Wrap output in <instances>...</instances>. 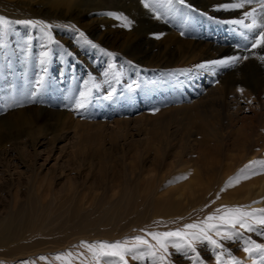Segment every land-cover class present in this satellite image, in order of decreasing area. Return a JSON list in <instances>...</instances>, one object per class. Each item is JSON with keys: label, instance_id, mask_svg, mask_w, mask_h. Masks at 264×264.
<instances>
[{"label": "bare ground", "instance_id": "1", "mask_svg": "<svg viewBox=\"0 0 264 264\" xmlns=\"http://www.w3.org/2000/svg\"><path fill=\"white\" fill-rule=\"evenodd\" d=\"M83 1L84 0H0V6L6 8H19L27 12L36 13L39 15L40 21L49 22L50 24L54 21L65 22L61 19H68L70 21H73L74 24L75 22L80 24L82 23L83 27H89L92 33L100 36L105 44L114 41L116 42V40L121 39L122 50L129 49L135 57L134 62L138 65L142 66L143 62H149V60L147 59H150L151 61L149 62V64H151L153 61V63L156 62L160 67L163 68L159 70V72L157 68L148 70L149 67L148 69H145L143 71H134L132 70L135 65L134 62L119 60L120 58L114 59L110 56H105L106 60L98 62L92 61L88 56L85 64H80V66H78L77 76L83 78V81H86L88 75L93 71L99 72L101 69L107 71L101 72V75L97 79L98 87L93 91H91L90 84L87 82H81L77 85L76 88H78V92L80 91V93H89L84 108H77L76 106L77 100L81 98L80 94L78 99H75V102L71 100L70 102H68L69 100L67 101L68 103H72L69 105V107L56 108L55 105L52 106L55 108L54 111L58 112V116H56L59 123L55 125L63 123L64 131L51 136L48 134H44L41 135V137L33 139L30 142L31 149L33 150V154H35L36 157L40 156V154H42L43 152L45 153V155L43 154L44 163L41 164V167H44L46 172L43 173L41 169L38 170L37 168H34L32 170L33 179H35V181L39 184L46 183V181H48L46 188L44 187V193L41 198L43 200L47 199L48 202L50 201V209H52V211H48H51V213H53L54 209L51 207H53L54 204L58 201L56 188H58L60 182L52 181L51 178L55 175L51 173H56L58 171L59 175H57V177L55 176L57 179H60L66 173L65 170H62L64 169V167H60L62 169L59 168V166L61 165L60 160L62 159L63 155H69L70 157L76 156L78 158L81 157L82 159L89 158L91 159L89 164L90 170L94 172L99 169L100 172L101 170H103V173H99V180H85L78 185L73 180H71V178H69V180L65 182L66 189L75 194V196L71 199L73 200V202L77 201V204H74L76 206L73 205L72 209L70 208L71 213L66 214L68 216L70 215L69 217L67 216L68 218L66 217L67 221L64 216L65 213L59 212V214H57L58 209L55 208L56 206L54 208L57 212L54 211L56 213H54V215H51V213L49 212H45L47 214H45V216L42 215L43 212L42 214L37 213L33 214V216L30 215V219L27 223L26 229L24 231L22 230V232L20 233H16L11 229L12 227L10 226L8 218L0 220L1 255H11L15 252V255L19 253L20 256L22 254L32 258L35 255L39 254H53L55 252H58V250L67 251V249H69L68 246L71 247L72 245L74 246L75 244H79L86 240L92 242L94 238L101 239L103 237H107V242H110L108 238L113 239L114 237H118L119 235L117 239L118 241L121 237L120 235H125L129 232L133 233L135 231V229L133 228L136 227V225L134 223L135 220H132L131 217H128V219H131V222H119L113 220L112 217V219L109 218L110 216L108 217V215H110L109 213H111L113 210H115L113 212L114 214L118 213L117 209L120 208V203L118 202V205L117 200L114 199V196L117 194L118 197L116 199H119V197L121 199L129 198V203H132L135 197L138 203L140 201L139 199L141 198L143 201L148 199L154 204L163 202L164 205L167 201H169L170 203H177L178 201L182 203L184 201L187 204L185 210H187V212H190V210L194 208L196 204H198V206L200 205L198 202L203 198L202 194L206 193L205 190L207 189L204 188L205 192L202 190L203 193L200 194V190L197 189V187L198 185L207 184V182L202 181V179H207V176L210 172L208 169H206L205 173L200 171H189V173L188 171L184 170L183 167L181 169L182 171H180L181 167L179 168V170H177L178 166H181V163H187L186 165H189L190 161L185 159L184 150L189 151L188 147L193 146V144L191 140L188 141V139H190L188 136L183 139L184 144L186 145L184 146V149L178 151L172 148L173 138L171 137V134L173 133V127L175 125L174 119L176 115H185L187 117L190 129H194V127H197V133L195 134H197V136L200 134L202 135V137L204 136L203 141L206 143V146H208L207 144L210 142V139L208 138L209 136H212L215 140L220 141H222L219 138L224 135L223 132L229 133L228 135H230V137L235 136V134H232L234 130V123L237 124V122L241 119L240 114L248 113V111H251L255 106L253 101H255L256 99L253 100V98L255 93L258 92L259 87L261 86L259 82L260 80H252L246 75L242 76V78H232L227 82L225 81L228 86L225 90H222L219 87V84L215 83L216 81H213L214 77L216 79L218 74L224 73V71L227 69H230V71H227L229 73H231L232 71H236L234 73L239 74L244 65L243 60L240 59L237 63L230 65H218L211 62L226 59L232 56L242 57L245 55L248 57V59H258L260 56L264 55V48L251 49L249 47H246L247 49H232L235 45L239 44L240 39L246 40V43L248 44L250 43L251 38L249 37L248 29H245L244 27L242 29H237V26L232 27V25L229 24L230 21L235 19H244L245 23H250L251 18H245L243 16V12L245 10L250 11L253 7H255L257 8V13H259L257 0H253L252 4H246L245 8L243 9L232 10H222L218 7L221 4L229 2V0H186L185 5L179 4L178 0H172L171 3H169V0H160V2H158V6L161 14L156 13L153 10L147 11V7H145V0H130V3L128 2V4L126 3V1L125 3L127 5L125 3V6L115 5L110 8V12L105 11L107 13H96L95 11H93L94 9L98 10V7L94 8L93 10L84 9L82 8ZM188 3H190L191 8L188 7ZM201 9L215 16H220L223 14V19H229L228 24L231 25L230 29H227L224 26L225 24L213 26L212 29H214V34L212 35V37H214L212 40H210L209 37H207L205 34L199 37L194 34L186 33V29L189 28V23L194 20L192 16L196 17L198 16V14H200V12L203 13ZM95 13L96 15H99L97 16V18L102 21H100L99 24H97V22L91 23L90 20L88 21V19L93 18ZM85 21H88V23L84 24L83 22ZM225 22H227V20H225ZM30 36H27L28 42L31 41ZM22 47L25 50V53L14 56L15 60L10 59L7 53L0 56V84H3L2 82L4 71H12L11 80L9 81L10 89L5 94H2L1 97L3 99L17 98L18 100L22 97L30 98L32 91L31 84L37 83L38 81L42 80L43 74H40L38 76H35L36 74H24L30 67H33L35 61L33 59L34 54L32 43H24L22 44ZM199 48L200 50H202L201 52H197V49ZM129 50H127V52ZM255 56H257L258 58H256ZM180 60H184L185 63L187 62V66L180 67L181 70L187 68L192 62H195L196 66L195 68H192V71L189 70L190 68L187 69L186 71H190L189 73H184V71L177 72L175 67L176 63ZM122 62H125V67H121L117 71L110 68L112 66L110 64H114V66H116V64ZM70 63L71 62H69L68 60H63L59 63V65H61V68L59 69V71H56V73L53 74V79L55 81H60L73 75L71 73V71L73 70V66L71 67V70H69ZM199 65L205 66L198 67ZM262 79L264 80V78ZM218 80L219 79L217 78V81ZM57 84L58 85L56 87L60 88V82ZM238 84H244V86L247 87H235ZM25 88H28L29 90L27 92H24ZM218 88H220V90ZM109 93H111V99H108ZM40 103L42 105V111H46V106H48V104H46L45 102L44 104L42 100L40 101ZM210 103L212 105H210ZM258 106L264 109V101L261 102ZM216 107L217 109L219 107L218 111L220 110V113L218 114V117H221L220 120L223 122L222 124L217 120V116V118H215L214 120V117L211 114L213 117L212 121L210 120L211 118H208L209 114H206V112H208L210 108L215 111L214 109H216ZM68 110H75L77 115L80 117L77 120L76 118L74 119V121L72 120V124L66 121L65 114ZM137 122H141L144 128L142 129L137 127L138 136L136 140L139 142L145 140L146 149L138 154L135 159L143 161L146 158H152L153 164L168 162V164H166V169L162 170V172L160 171L158 173L157 170L155 171L157 173L153 174L151 173L152 170H144L143 166L140 165L142 161L137 165L131 166L130 169L129 167L128 169L125 167L122 169L120 168L121 170H119V172L118 170L117 172H114L115 170L111 168L112 163H109V159H107L106 156H110L111 159L112 148L120 146L123 147V145L130 143L129 137L127 136V134H129V126L131 125V123ZM108 125H113V127L117 128L114 129L111 134L109 133L110 136L108 137V139L110 138L111 141L109 145H106L107 137L103 128ZM119 127L121 130H124V137L122 141L117 140L118 136L116 135V131ZM178 127L179 126L177 125L174 128L177 129ZM91 129H96V133L89 134L91 132ZM192 129L190 137L194 136V130ZM263 131L264 124H262V127L259 128V131L254 130L250 135H246L245 137L237 138V136H239L237 134V136L234 137L233 143L227 146L230 148H225L227 152H223L222 150L218 149L211 150L209 148L207 149L206 147L205 149L203 147L202 151H199L198 155L200 157H204V165L213 164L216 165V169L223 168L225 172L222 173V175L224 174L225 178L223 177L221 180L217 181L220 182V185L216 188H218L217 190H222L224 189V187H226L227 191L229 188V192L228 194L224 195L226 191L224 192L223 190L224 196H219L216 204L217 207L222 208L223 206L220 205L229 203L223 202L224 200H232L233 202H230L234 206L246 205V208L248 207V209L264 208V170H262L264 169V165L260 163L264 162ZM195 140H197V138ZM9 141L11 140L9 139ZM25 141H17L14 143L11 142L10 144L8 143L6 147L4 146L5 148L0 147V156L8 159L9 156L14 155V152L19 151L18 153H20V149H22L21 145H24ZM202 143L203 142L199 143V147ZM58 146L60 150L58 154H56ZM235 146H239V148H234ZM67 147H70L71 149H69L66 153L65 151L67 150ZM260 148H262L263 150L261 151ZM233 151H237V153H234V155L233 153H231ZM52 160L54 162L50 165ZM72 160L74 161V159ZM45 163H47L46 166ZM132 163L134 164V162ZM82 165L83 164L75 169L78 175L83 174L82 167L85 166ZM110 171H113L111 175ZM234 171L236 175L231 178L228 174L230 172L234 173ZM254 172L256 173L255 175H253ZM245 175H247L249 178L244 179ZM129 176L135 177L137 180L148 179V182L141 188V190L137 188L136 191H129L128 189H126L127 184L125 185V183L127 182L126 180L129 179ZM67 177L70 176L67 175ZM223 179L225 180V182H222ZM120 186L123 187H121L120 189ZM208 189L212 190V188L210 187ZM108 192H112V200L107 201L105 207L110 206L113 210H109L101 216V213L99 215L93 214L95 213L93 211L95 205H97V203H100V200L105 199ZM205 197L203 198V200L205 201H208V199L210 198L208 196V198L205 199ZM18 201L19 197L18 194H16V196L14 197L15 206ZM71 202L72 201L70 200V204ZM210 202H214V199L212 201L210 200ZM49 203L44 208L48 207ZM212 205L213 204H211L208 208H210ZM67 206L68 203H66V208L69 207ZM181 206L182 205H180V207ZM224 206L228 207V205ZM195 207L197 208V206ZM200 207L201 206H199V208ZM202 209L200 208L199 210L202 211ZM68 210L69 208L67 209V211ZM196 211L198 210H195V213ZM221 211L222 213H224L223 211L225 210ZM123 213L124 210L120 215H118L120 218L117 217V215L116 218L120 220L121 215L123 216ZM170 213L171 212L169 210L168 214L170 215ZM190 214L191 213H185V215H182L180 218H178V216H170L172 218V221L175 219H180L181 221L184 217H186V220L189 222L188 219L191 220V218L188 217L187 219V216ZM197 214L198 213H196V216ZM165 216L166 215L159 214L153 215L155 219L164 218ZM133 217H135L137 220L138 216ZM63 218L65 221L63 220ZM196 219L197 218H195L194 220ZM14 220L16 219L14 218ZM197 220L199 221V219ZM113 221H116L118 223H116V227H114L115 225L112 224ZM187 221L184 223L186 224ZM24 222L21 223H23V225L25 226L26 222ZM60 223L63 225L65 223V227H63L62 225L60 226ZM173 224L177 225L175 223ZM173 224L172 228H174ZM56 227H59L60 231H56ZM177 227L175 228L177 229ZM137 231L134 232V235H137L149 241V236L151 235H144L138 233ZM143 231L144 230L139 232ZM149 231L150 229H148V232ZM226 231L227 230H225L224 232ZM57 232L58 235H56ZM135 238L131 240L135 241ZM142 247L144 248V252L151 251L148 245H137V248ZM210 247L214 248V246ZM73 248L75 249V247ZM86 252L87 251H85V254ZM74 253L75 250L72 253L68 250L65 257L61 256L62 253H60V256L67 260L65 264H84L85 261L82 258L83 254L81 253L82 255H78L79 253ZM130 253H134V251ZM138 254L140 253L137 251V255ZM55 257L57 258V255ZM256 257L258 258V254L254 252L249 257V259L245 261L246 264H264V257L263 259L258 260L256 259ZM56 258L53 257V259H51L50 257L52 261ZM95 259L93 260V263L97 264L98 262H96ZM59 260H61V258ZM102 260L99 261L101 262ZM157 260L161 262L160 258ZM59 262L57 258L53 261V264ZM197 262H195L194 264H205L203 262ZM100 264H102V262ZM210 264H226V262L221 260L218 263L212 262Z\"/></svg>", "mask_w": 264, "mask_h": 264}, {"label": "rangeland", "instance_id": "2", "mask_svg": "<svg viewBox=\"0 0 264 264\" xmlns=\"http://www.w3.org/2000/svg\"><path fill=\"white\" fill-rule=\"evenodd\" d=\"M136 1H140V0H136ZM145 1L151 5L150 7H147V9H146L147 11L153 10L154 12L161 14L159 6H158V2H160V0H151V1L145 0ZM125 2L128 4V2L130 3V0H84L83 1L84 6L82 5V8L93 10L94 8L98 7L99 8V9L97 8L98 10L94 9L93 11H95L96 13H107L105 11L110 12V8L115 6V5H118V6L124 5L125 6V4H126ZM188 4L190 5V3H188ZM86 7H88V8H86ZM202 12L203 13L200 12V14H198V16H196V17L192 16V18L194 20L189 23V25H188L189 28L186 29V33L194 34V35H197L199 37H201L205 34L207 37H209L210 40H212L214 37V36L212 37V35L214 34L213 33L214 29H212L213 26H219L220 24H225L224 26L227 29H230L231 25H232V27L237 26V29L243 28L242 25L229 23L228 22L229 19H223L224 18L223 14L220 16H215V15L208 13L206 11H203V10H202ZM96 13L93 16V18L88 19V21L90 20L91 23L97 22V24H99L101 20L99 18H97V16H99V15H96ZM8 15H10V16H8ZM0 17L5 18V20L7 21V24L5 26H0V56H2L3 54L5 55V53H7L9 55L10 59L15 60L14 56L21 55V54L25 53V50L23 49L22 44L32 43L33 54H34L33 59H34L35 63L33 65V67L32 68L30 67L31 69L29 68L27 70V72L24 74H33V75L36 74L35 76L43 74L42 80L38 81L37 83L31 84L32 91H31V97L30 98L29 97H22V98L17 100V98L3 99L1 97L2 94H5L10 89L9 81L11 80L12 71H4L5 76L3 75V82H2L3 84H0V87H1L0 88V142H1L0 147L5 148L8 145V143L10 144L11 142L14 143L17 141H25L26 140L25 141L26 144L23 142L24 145H21L22 149H20V153H18L19 151L14 152V155L9 156L8 159L0 156V220L8 218V221L10 222V226L12 227L11 229L13 231H15L16 233H18V232L20 233V232H22V230L24 231L26 229L27 223L30 219V215L33 216V214H37V213L42 214V212H43L42 215L45 216L46 213H48V212L51 213V211H52V209H50V204H51V203H49L50 201L48 202L47 199L43 200L41 198V196L44 193V187L46 188L48 181H46V183H42V184L37 183L35 181V179H33V171H32L34 168H37L38 170L41 169V171H43V173L46 172L45 168L41 167V164L44 163L45 153L43 152L42 154H40V156L36 157L35 154H33L34 152L31 149L30 142L33 139L41 137V135H44V134H48L51 136V135L59 134V133L63 132L64 131L63 130V123H60L59 125H55V124L59 123L57 120L58 112H55L54 111L55 108L52 106L55 105L56 108H58V107L59 108L69 107V105L72 103H68V102H70V100L75 102L79 97L80 91L78 92V90H77L78 88H76L79 83H81V82L82 83L83 82L89 83L90 87H91V91H93L95 88L98 87L97 79L101 75V72L107 71L104 69H101L99 72L93 71L92 73H90L88 75V78L86 79V81H83V78H80L77 76L78 75L77 74L78 73V66H80V64L84 65L88 56L94 62L106 60L105 56H110L111 58H114V59L120 58L119 60H124V61L127 60L128 62H134L135 57L133 56V54L130 52L129 49L122 50V47H121L122 46V40L120 38H118L120 40H116V42L114 41V42H110L108 44H105V42H103V40L100 36H97L94 33H92L88 26H87L88 28L83 27L82 23L80 24V23L75 22V24H74L73 21H70L68 19H61L65 22H55L54 21L53 23L50 24L49 22L40 21L39 15L36 13L27 12V11H24V10L19 9V8H6L3 6L2 7L0 6ZM219 17H221V18H219ZM221 19H223V20H221ZM84 20H86V19H84ZM225 20H227V22H225ZM21 21H33L34 23L26 24V23H21ZM88 21L87 22L85 21L83 23L87 24ZM228 23L231 25H229ZM81 27H83V28H81ZM81 34H83V35H81ZM27 36L31 37L30 42L27 41ZM249 37L251 38L250 43L247 44L246 40L240 39L239 44L235 45L232 49L235 50V49H241V48H246V47L251 48V41L253 39V32L249 31ZM127 50H129V51L127 52ZM201 51L202 50H200V48L197 49V52H201ZM244 56L241 57V60H243L244 65H243V68L239 74L234 73L236 71H232L231 73H229L227 71H230V69H227L224 71V73L218 74L216 79L213 76L214 77L213 81L214 82L216 81L215 83L219 84V87L222 90L227 89L228 86H227L226 82L228 80H231L232 78H237V77L242 78V76L246 75L248 78H250L252 80H255V81L260 80L259 82H260L261 86L259 87L258 92L255 93L254 98H253V100L256 99L255 101H257V102L253 101V103L255 104L253 109L251 111H248V113L240 114L241 119L237 122V124L234 123V126H233L234 130H233L232 134H235V136L230 137V135H228L229 133L223 132L224 135L219 138L222 141L215 140L214 137L209 136L208 138L210 139V142L208 141L209 142L207 144L208 146H206V143L203 141L204 136L202 137L201 134L197 136V134H195V133H197L196 132L197 127H194V129L191 128L192 130H194V136L190 137V134L192 133V131L190 129L187 117L185 115L177 114L175 119H174V123H175L174 127H176L177 125L179 127L177 129H175L173 127V133L171 134V137L173 138L172 148L175 150H178V151L184 149V146H186V145L184 144L183 139L188 137V136L190 138V139H188V141L191 140L192 144H193V146L188 147L189 151L184 150L185 151V159L190 161L189 165H186L187 163H185V164L181 163L180 164L181 166H178L177 170H179V168L181 167L180 171H182L181 169L183 167V169L188 171V172L189 171H194V172L200 171V172L205 173L206 169H208L210 172L209 175L207 176L208 177L207 179H205V178L202 179V181L207 182V184L198 185V187H197V189L200 190L199 191L200 194L203 193V191L205 190L204 188L207 189L205 191H206V193L208 192L207 195L209 197L214 194L212 197H210L212 199H210V198L208 199L209 202L207 200L206 201L203 200V198L205 196H206L205 199L208 198L206 193L202 194L203 198L198 202L200 204L199 206H201L200 208L201 209L203 208L202 211L199 210L200 208H199L198 204H196L195 206H197V208L194 206V208H192L191 210L189 209L190 212H187V210H185V208L187 207V204L184 201L182 203H180V201H178L179 204H178V202L177 203L176 202L170 203L169 201H167L165 204L166 206H165L163 202L158 203V204H154L151 201H149L148 199L143 201L141 198V199H139L140 200L139 203L141 204L140 205L136 201V197H135V193H134L135 198L133 199L132 203H129V198H124V199L122 198L121 199L119 197V199H116L118 197V194L114 196V199L117 200V204L119 205V203H120V205H119L120 208H118V209L116 208L117 212L119 213V211H120V213L118 214L115 212L116 214H114L113 212L115 210H113L112 207H110V206L105 207L106 202L112 200V198H111L112 192H108V194L106 195V198L103 200H100L99 201L100 203H97V205H95L94 210H93L95 213H93V214L99 215L101 213L100 214V216H101L102 214L104 215L109 210H113L111 213H109L110 214V215H108V217L110 216L109 218L112 217L113 220H116L119 222L120 221L121 222L122 221L123 222H131V219L132 220L134 219L135 220L134 223H135L136 227H134L133 229H135V231L138 230L137 231L138 233H141L144 235H150V233H152V232L153 233H163V232H168V231H176L179 228H181L180 230H183L184 225H185L184 222L187 221L186 217H184L182 219L183 220V222H182V220L180 221V219H178V220L175 219L172 221L171 216L172 217L178 216V218H180L182 215L184 216L185 213H191L190 215L187 216V219L189 217V218H191V220L188 219L189 222L187 221L186 224H193V223L201 224V222L205 221L208 216H210V215H212V216L223 215L224 213H222L221 210L230 209V207L240 208L241 211L249 212V213H253V210L264 209V208H259V209L250 208V209H248V207L246 208V205H244V206L235 205L234 206L231 204V202H233L232 200H230L231 202L222 200L223 202H227V203L229 202V203L220 205V206H223L222 208L217 207L216 204H217L219 196H224V195L228 194V192H229V188L227 191L226 187H224V189H222V190H217L218 188H216L220 185V182H217V181L221 180L224 177V174L222 175V173H225V172H224L223 168H217L216 169V165H213V164L212 165L211 164L204 165V162H203L204 157H200L198 155L199 151H202L203 147H204V149L206 147L207 149L209 148L211 150L212 149H218V150H222L223 152H227V150L225 148H230L227 146H229L230 144L233 143L234 137H236L237 134L239 135V136H237V138L245 137L246 135H250L254 130L259 131V128L262 127V124H264V109L262 107L260 108L258 106L261 102L264 101V80L262 79V78H264V74H263L264 72H262V71H264V59L261 60V57L264 55L260 56L259 58L257 56H255L258 59L252 58L253 60L252 59H246L245 60V59H243ZM63 60H68L69 62H71L69 70H71V67L73 66L74 71L73 70L71 71V73L73 75H71L69 78H65V79L60 80V81H57V80L55 81L53 79V74L56 73V71H59V69L61 68V65H59V63ZM147 60H149V62L151 61L150 59H147ZM180 61H178L176 63L175 68H176L177 72L184 71V73L185 72L189 73L190 71H186V70L190 68L189 70L192 71L193 70L192 68H195V66H196V63L192 62V63H190L191 66L189 65L187 68H184L181 70L180 67L181 66L182 67L187 66L186 65L187 62L185 63L184 60H180ZM149 62H143L142 66L138 65L137 63L134 62L135 65H134L132 70L143 71L145 69H148V67H149L148 70H150L152 68L153 69L157 68V70L159 72V70H161L163 68V67H160L156 62L153 63V61H152L151 64H149ZM110 65H112L110 67L111 69H114L117 71L121 67H125L126 64H125V62H122V63L116 64V66H114V64H110ZM245 72H246V74H245ZM261 74H263V75H261ZM21 75H22V73H21ZM217 78L219 79L218 81H217ZM35 79H37V78H35ZM133 81H135V80H133ZM59 82H60L61 86H60V88H57L56 86L58 85L57 83H59ZM243 86H244V84H238L235 87L240 88ZM244 87H247V86H244ZM220 88H218V89L220 90ZM28 90H29L28 88H25L24 92H27ZM74 92H77V93H74ZM54 93H55V95H54ZM74 94L76 97L74 96ZM73 96H74V98H73ZM59 97H60V99H59ZM41 100L43 103L45 102L46 104H48V106H46V111H44V112L42 111V108H41V106H42L40 103ZM210 105H212V104L210 103ZM218 109H219V107H218ZM218 109L216 107V109H214L215 111H213L210 108V110L208 112H206V114H209L208 118L209 119L211 118L210 120L213 121V117H214V120H215V118L218 117V114L220 113L219 112L220 110L218 111ZM67 113H69V114H67ZM67 113L65 114L66 121L70 124H72V120L74 121L75 118H76V120L80 118L77 115L75 110H68ZM75 113H76V116H75ZM215 113H217V114H215ZM211 114L213 115V117ZM210 115H211V117H210ZM220 118L221 117H218L217 120L222 124L223 122L220 120ZM250 122H253V123H250ZM254 126H255V128H254ZM137 127L142 128V129L144 128V126L141 122L140 123L139 122L131 123V125L129 126V134H127V136L129 137L130 143L123 145V147L120 146V147L112 148L113 150L111 149V151H112L111 159H110V156H106V158L109 159V163H112L111 168L113 170H115L114 172H117V170L119 172V170H121L124 167L127 169L129 167V169H130L131 166L137 165L142 161V160L140 161L139 159L136 160L135 158L144 149H146L145 148L146 147V141L144 140V141L139 142L136 140V138L138 136L137 135V133H138ZM116 128L117 127H113V125H108V126L103 128V130L106 134V137H107L106 145H109L111 140H110V138L108 139V137L113 132V130ZM238 131H240V132H238ZM95 133H96V129H91V132L89 134H95ZM116 133H117L116 135L118 136L117 140L122 141V139L124 137V130H121L119 127L117 129ZM263 133H264V131H263ZM113 134H115V133H113ZM225 135H227V136H225ZM7 137H8V139H7ZM9 137H11V138H9ZM196 138H197V140H195ZM9 139L11 141H9ZM200 139H202V140H200ZM201 142H203V143L199 147V145H200L199 143H201ZM217 146H218V148H217ZM234 148H239V146H235ZM69 149H71V148L67 147V150L65 152L67 153V151ZM260 149L262 151L264 148L263 149L260 148ZM59 150L60 149L58 146L56 154H58ZM211 150H206V151H211ZM65 152H64V154H65ZM231 153L234 154V153H237V151H233ZM75 157L76 156L70 157L69 155L68 156H64V155L62 156V159L60 160L61 165L59 166V168L64 167V169H62V168H60V169L65 170L66 173L60 179L56 178L57 175H59L58 171L56 173H51V174L56 176V177L52 176V178H51L52 181L60 182L58 188H56V194L58 197V201H57V203L54 204V206L51 205V206H53L51 208H53L55 212L58 211L57 214H59V212L65 213L64 216H65L66 221H67V218L70 216V215L68 216L66 214L71 213V209H72L74 204H77V201L73 202V200L71 199L75 196V194L73 192H71L70 190L66 189V187H65L66 183L65 182H67L69 180V178H71V180H73L78 185V184H81L85 180L86 181L97 180L99 178V176H98L99 173H103V170H101V172H100L99 169L94 171V172H92L90 170L89 164H90L91 159H89V158L82 159L81 157L80 158H78V157L75 158ZM63 158L64 159L66 158V159L64 160ZM71 158L74 159V161ZM201 158H203V159H201ZM67 160L69 161V163ZM53 162L54 161L52 160L50 165ZM132 162H134V164ZM81 164H83L82 166H85V167H82L83 174L78 175V173L76 172L75 169L77 167H79ZM166 164H168V162L153 164L152 158H150V159L146 158L145 160H143L140 163V165L143 166L144 170H146V169L152 170L151 173H153V174L157 173V172L159 173L160 171L162 172V170H165L167 167ZM46 165H47V163H45V166ZM155 171H157V172H155ZM111 173H113V171H110V175H111ZM192 174H193V172H192ZM67 175L70 177H67ZM228 175H230V177L233 178V176H235L236 174L234 171V173L230 172ZM11 176H12V178H11ZM131 178H133V179H131ZM134 178L135 177L129 176V179H131V180H129V179L126 180L127 181L125 183V185L127 184L126 189H128L129 191H131V190L136 191L137 188L139 190H141V188L145 184H147V182H148V179L137 180L136 178L135 179ZM99 182H98V184H99ZM140 182H141V185H140ZM222 182H225V180L223 179ZM208 186L210 188H212L213 191L211 189H208L209 188ZM121 187H123V186H120L119 188L121 189ZM223 190H224V192L226 191L225 194H224ZM16 194H18L19 201L17 202V204L15 206L14 205V197L16 196ZM66 198H69V199H66ZM137 198H138V196H137ZM63 199H65V200H63ZM213 199H214V202H210V200L212 201ZM46 200H47V202H46ZM70 200L72 201L71 202L72 205L70 204ZM64 202L68 203V206H69V207L67 206L69 208L68 211H67L68 208H66V203H64ZM48 203H49V206H48L49 208L48 207L44 208L45 206L48 205ZM123 203H126V204H123ZM134 203L137 205H135ZM162 204L165 206V209H164V206ZM167 204H168V206H167ZM211 204H213L211 206L213 208H211V207L208 208ZM180 205H182V206L180 207ZM224 205H228V207L224 206ZM74 206H76V205H74ZM134 206H137V207H134ZM202 206H204L205 208ZM206 206H207V208H206ZM54 207L57 208L58 210L56 211V209ZM177 208H179V209H177ZM194 209L198 210V211H196V213H198L197 216H196ZM218 209L220 212L218 211ZM45 210H47V211H45ZM48 210H51V211H48ZM123 210H124L123 216L124 217L127 216V217L124 218L121 215V219L118 220V218H116V215H117V217H119L118 215H120L123 212ZM169 210L171 212L170 213L171 216L168 214ZM211 210H213V211H211ZM54 211H53V213H51V215H54V213H55ZM167 211H168V213H167ZM134 212H135V214H134ZM182 212H183V214H182ZM223 212H225V211H223ZM25 213H27L28 215ZM154 214L166 215V216L164 218L155 219L153 217ZM262 214H264V213H261L259 211L255 212L256 216H259ZM133 216H138L137 217L138 221ZM168 216H170V217H168ZM128 217H131V219L130 218L128 219ZM150 217H152V218H150ZM14 218L16 220H14ZM193 218L194 219L197 218V219H199V221L197 219L194 220ZM17 219H19V220H17ZM63 220H64V218H63ZM128 220H130V221H128ZM20 221L21 222L25 221L26 222L25 226ZM116 221H113V223H112L115 225L114 227H116V225L118 224ZM174 221H176V222H174ZM155 222H157V223H155ZM170 222L172 224L175 223L177 225L173 224L174 228H172V224ZM212 222L218 224V229L212 230L209 233L212 236V238L217 241L216 245L212 244L210 241L200 240V241L194 242L192 247H188L187 245H184L183 247L177 249L176 247H174V243L179 242V241L177 240V238H170L169 244H168V250L166 253H164L159 248L157 241L154 240L152 238V236H149L150 239H149L147 244H139L141 246H147L148 245L150 247L151 251L144 252L143 247L137 248L138 242L136 241V239H135L136 242L134 240H131V239L137 237V235H134V232H135L134 231L133 233L129 232L125 235H120L122 238L120 237L118 240L120 242H126L129 247H131L132 245H136L135 249H137V250H135V249L132 250V252L134 251V253H127L125 255V258L123 261H121L119 257H102L103 260L101 258H100V260H102L101 261L102 264H105L106 261H110L111 264H194L197 261H198L197 263L203 262L205 264H210L212 262L218 263L221 260L225 261L226 264H237V263L238 264L239 263L240 264H246L245 261H247L249 259V257L254 252L251 254L246 253L244 251V248L252 245L253 243L259 244V245H264V226L253 224L252 230H249L246 227L241 228L239 225H237L235 228H233L230 224H227V223L220 224L216 220H214ZM182 223H184V224H182ZM59 225L60 226L62 225L63 227H65V223H64V225L61 223ZM179 225H180V227H179ZM112 227H113V225H112ZM175 227H177V229ZM57 229H59V230H57ZM148 229H150L149 232H148ZM142 230H144V231L139 232ZM217 230L221 233V235L216 234ZM225 230H227V231L224 232ZM56 231H60V228L56 227ZM230 232L233 233L232 238H230V239L224 238L223 234L224 233H230ZM56 235H58V232L56 233ZM118 237H119V235H118ZM118 237H114L113 239L108 238V240H110V242H116ZM104 238L105 237H103L101 239L94 238V240L92 242L89 240H86V241H83L79 244H75L74 246L73 245L71 247L68 246L69 249H67V251L69 250L72 253L75 250L76 254H78V253H79L78 255L83 254L82 258L85 261L84 264H92L95 257L93 256L91 251L88 249L86 244H94V243H97L99 241L101 242L103 240L105 242H107V240H106L107 237L105 239ZM95 239H97V240H95ZM82 244H84L85 246ZM210 246H214V248H212ZM73 247H75V249ZM50 248H52V247H50ZM83 250L87 251L86 254H85V251H83ZM67 251L66 250H61V251L58 250V252H55L53 254L52 253H46L45 254L46 256L44 254H39V255H35L32 258L28 257L27 255H22V254L20 256L19 253L17 255H15V252L11 255H7V254L1 255L0 254V264H53V261L57 259L55 257L56 255H57V257H59L60 253H62L61 256L65 257L67 254ZM137 251L140 254L137 255ZM255 253L258 254V258L256 257L257 260L263 259L264 255H262L260 251H256ZM63 254H64V256H63ZM90 254H91V256H90ZM132 254H135V255H132ZM141 254H143V255H141ZM218 254H219V260L217 259ZM131 255L133 256V258ZM161 255H164L165 259L163 261L160 260L161 262H159L157 259H159ZM92 256H93V260H92ZM50 257H51V259H53V257L56 259H54L52 261L50 259ZM62 257H61V260L58 259V262L59 261L60 262L56 263V264H65L66 263L67 260L62 258ZM83 259H82V261H83ZM95 260H96V262H98L97 259H95ZM101 262L99 261L97 264H100ZM93 264H96V263H93Z\"/></svg>", "mask_w": 264, "mask_h": 264}, {"label": "snow or ice", "instance_id": "3", "mask_svg": "<svg viewBox=\"0 0 264 264\" xmlns=\"http://www.w3.org/2000/svg\"><path fill=\"white\" fill-rule=\"evenodd\" d=\"M172 0H169L171 3ZM179 4L185 5L186 0H178ZM253 0H229V2L219 5V9L222 10H232V9H243L245 8L246 4H252ZM259 6V13H257V8L253 7L250 11L245 10L243 12V16L245 18H251L250 23H245L244 19H235L230 21V23L242 25L245 29L253 32V39L251 41V48H264V0H257ZM149 3H145V7H150ZM191 8V5H188ZM126 19V18H125ZM21 23L32 24L33 21H21ZM7 21L5 18L0 17V26H5ZM127 26V24H126ZM258 30V31H256ZM83 35V34H81ZM241 57L239 56H232L226 59L212 61L213 64L218 65H230L237 63ZM243 59H248L247 56H244ZM264 59V56L261 57ZM205 65H199L198 67H204ZM88 92H81L80 99L77 100L76 106L77 108H84L87 102ZM108 99H111V93L108 94ZM264 165V162H260ZM247 167V166H246ZM264 170V169H262ZM256 173L254 172L253 175ZM247 175L244 176V179H248ZM239 182V181H237ZM219 211V210H218ZM259 211L264 213V209L261 210H253V213L241 211L240 208H230L225 209L223 215L219 216H208L205 221L201 222V224H185L183 230H176V231H168L163 233H150L152 238L157 241L159 248L166 253L168 250V244L170 238H177L179 242L174 243V247L181 248L184 245L188 247H192L194 242L205 240L210 241L212 244L216 245L217 241L212 238L209 234L212 230L218 229L217 223H211L212 221L216 220L220 224L227 223L230 224L233 228L239 225L241 228H248L252 230L253 224L264 226V214L256 216L255 212ZM217 235H221L219 231L216 233ZM224 238L230 239L233 233H224ZM136 241L138 244H147L148 241L143 239L142 237L137 236ZM88 249L93 253L94 257L99 262L101 257H119L121 261L124 260L125 255L127 253L132 252L133 248L136 245H132L131 247L128 246L126 242H97L94 244H86ZM246 253H253L256 251H260L262 255H264V245L259 244H252L248 247L244 248ZM60 259L61 257H57ZM165 259L164 255L160 256V260L163 261ZM217 259L219 260V254L217 255ZM105 264H111L110 261H106Z\"/></svg>", "mask_w": 264, "mask_h": 264}]
</instances>
